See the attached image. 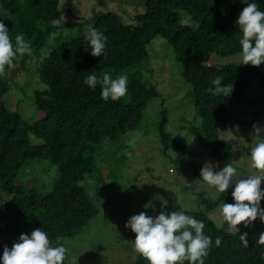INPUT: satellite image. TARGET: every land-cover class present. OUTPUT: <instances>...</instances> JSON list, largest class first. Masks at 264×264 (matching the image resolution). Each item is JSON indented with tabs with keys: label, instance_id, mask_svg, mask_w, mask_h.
<instances>
[{
	"label": "trees",
	"instance_id": "trees-1",
	"mask_svg": "<svg viewBox=\"0 0 264 264\" xmlns=\"http://www.w3.org/2000/svg\"><path fill=\"white\" fill-rule=\"evenodd\" d=\"M0 1L3 10L0 20L9 28L13 44L15 36L23 33L32 46L31 54L23 55L21 63L15 65L16 56L14 66H6L0 74V226L4 231L28 233L30 229L43 228L53 238H75L100 213L104 202L96 204L91 190L103 192L90 180L104 187L111 178L114 181L109 186L118 185L121 174H113V169L106 165L125 155L127 137L142 128L149 102L162 98L149 73L150 47L158 37L170 43L182 64V78L191 85L188 94L201 123L191 126L190 132L199 143L210 148L217 167L233 164L235 142L221 137L220 125L245 123L236 111L250 103L264 102L263 96L246 94L255 78L264 83V63L257 67L243 65L241 60H219L240 53L241 33L235 20L246 6L240 0L121 1L134 10L130 22L112 9L94 10L89 26L107 37L101 56L91 55L84 38L87 28L66 34L67 27L85 22H70L65 17L59 26L50 23L63 14L62 0ZM75 1L79 0H65L68 10ZM93 1L107 7V0ZM257 3L264 10V0ZM24 61L30 66L25 67ZM19 70H34L37 75L32 94L24 90L27 96H32L39 113L32 121L7 105L5 96ZM104 72L114 78L120 73L127 74L128 90L124 97L104 101L99 84L93 89L83 83L86 75L94 73L100 77ZM216 77L234 85L230 96H213L208 91ZM160 113L157 133L161 151L167 155L173 150L174 162L179 161L188 151L187 138L167 131L166 108ZM28 162L44 163L50 170L56 166L57 173L51 182L44 181L36 168L24 177L23 167ZM190 165L194 176L199 178L194 158ZM97 171H103L105 178L97 179ZM231 191L230 188L216 199L201 200V206L187 209L188 214L204 221L205 233L213 238L205 264H264V245L256 242L264 231V223L248 228L239 226L241 232L248 233L245 247L239 234L218 228L217 221L209 215ZM109 194H105L104 200ZM217 236L222 238L219 247L214 244ZM14 242L0 238V255L5 246L10 248ZM133 261L147 264L137 253Z\"/></svg>",
	"mask_w": 264,
	"mask_h": 264
},
{
	"label": "rangeland",
	"instance_id": "rangeland-1",
	"mask_svg": "<svg viewBox=\"0 0 264 264\" xmlns=\"http://www.w3.org/2000/svg\"><path fill=\"white\" fill-rule=\"evenodd\" d=\"M121 1L125 0H107V7H101L93 0H79L74 2L71 10H68L65 0H62L63 15L70 22H74V20L85 22V25L67 27L66 34L73 35L80 32L82 28H88L94 10L112 9L122 14L130 22L134 10ZM150 48L152 68L149 73L157 90L162 94V98H152L149 102L142 128L127 137V147L123 151L125 155L106 165L113 169V174H121L119 182H117L118 185L109 186L114 181L111 178H106L107 183L104 187L100 186L98 181L90 180L94 187L98 186L97 189L103 192L101 194L91 190L92 198L96 204L100 205L104 202L100 213L77 237L61 239L67 241V246L73 255H81L79 264H135L133 260L136 253L133 250L132 240L135 238V233L126 229L125 223L130 216L141 211L152 214L151 208L145 209L144 207L149 201H152L159 210L161 201L158 198L164 197L168 201L166 209L174 211L178 210L180 205L187 209L195 207L197 204L201 206L199 203L201 200L216 199L220 194L216 193L213 188L206 187L202 180L195 177L194 169L190 165L193 158L198 163L199 170L206 161H212L216 165L217 163L210 153V148L199 143L190 132L191 126L201 123V118L197 114L192 96L188 94L191 85L185 83L182 78V64L176 58L170 43L164 38H155ZM22 58L23 56L18 54L15 65L21 63ZM219 60L227 62L240 61L241 59L239 53H236ZM23 65L30 66L26 61L23 62ZM36 79L37 75L34 70L17 71L14 76V84L11 85L5 96L8 107L20 111L28 121L37 119L39 113L32 96H27L24 90L32 94L36 87ZM246 94L249 97H264V83L255 78ZM163 108L167 110V131L173 136L182 135L187 138L188 151L179 161L174 162L176 153L173 150H169L167 155L161 151L157 124L161 118L160 111ZM259 112L261 116H259ZM236 114L246 122L234 125L222 123L220 135L225 140L235 142L236 153L233 166L243 175L255 171L250 168L251 161L246 146L251 143L253 138L251 124L264 127V102L241 106ZM256 118L257 120L254 121ZM33 168H36L37 172L40 171L46 182H51L57 173L56 166L50 170L44 163L36 165V163L28 162L23 167L24 177H27ZM96 177L97 179L105 178V174L103 171H97ZM126 187L128 189L125 191ZM261 188H264V181H262ZM107 193L110 194L104 200ZM224 199L226 203L234 202L231 193ZM219 204L209 211V215L217 222L221 219L218 210ZM261 206L264 207V200L261 201ZM259 223H261L259 218L253 222V224ZM32 230L30 229L28 233ZM20 234V231L11 234L0 226L1 240L8 238L14 242L18 240Z\"/></svg>",
	"mask_w": 264,
	"mask_h": 264
},
{
	"label": "clouds",
	"instance_id": "clouds-1",
	"mask_svg": "<svg viewBox=\"0 0 264 264\" xmlns=\"http://www.w3.org/2000/svg\"><path fill=\"white\" fill-rule=\"evenodd\" d=\"M244 6L235 20L241 36L239 38L241 64L260 66L264 63V10H260L257 0H240ZM65 15L51 20L55 26L65 22ZM91 55L101 56L106 48L107 37L93 26L85 32ZM87 50V49H86ZM32 46L26 41L24 34L15 36V43L9 35V28L0 20V74L5 67H13L17 54H31ZM47 54V53H46ZM83 83L95 89L100 85V96L104 101H116L124 97L128 90V76L120 73L115 78L108 72L100 77L96 74L86 75ZM234 85L223 83L220 77L211 81L208 91L213 96H230ZM253 138L246 147L250 156V168L255 171L241 174L232 163L217 167L212 161H206L200 169L199 179L216 193H227L231 188L233 203L225 199L219 204L221 219L218 228H224L230 234H239L240 242L247 247V232H241L238 225L243 223L248 228L259 218L264 223V127L253 125ZM161 203L159 210L149 201L145 209L151 208L152 214L141 211L133 214L125 223V228L135 233L133 250L147 261V264H205L209 249L213 246V238L204 231L205 223L188 214L185 206L178 210L168 211V201L158 198ZM264 245V231H261L256 241ZM222 238L217 236L214 244L219 247ZM81 255H73L67 246V241L50 237L43 228L33 229L30 233H21L18 240L9 248L4 247L0 255V264H79Z\"/></svg>",
	"mask_w": 264,
	"mask_h": 264
}]
</instances>
